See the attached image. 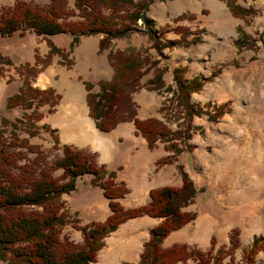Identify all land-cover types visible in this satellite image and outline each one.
I'll use <instances>...</instances> for the list:
<instances>
[{"label":"trees","instance_id":"16d2710c","mask_svg":"<svg viewBox=\"0 0 264 264\" xmlns=\"http://www.w3.org/2000/svg\"><path fill=\"white\" fill-rule=\"evenodd\" d=\"M151 0H73V7L67 0H48L45 5H38L27 0H14L11 4H0V36L18 32L23 35L31 32L36 35H53L68 33V49L64 50L47 39V50L42 57L34 53V63L18 65L16 72L20 75L17 90L4 99V106H19L21 116L9 119L0 116V260L5 264H88L95 259L102 237L113 230L118 223L128 217L140 214L162 217L148 229V237L142 243V249L136 262L121 261L119 264H187V258L193 264H222L228 255L226 264H259L254 261L255 253L264 247V237L255 236L248 246L242 248L241 261L233 262V251L238 246V228L232 226L228 232V245L222 244L213 252V237L209 246L202 250L189 246L185 242H175L161 246L162 238L171 230L178 228L195 216V211L181 210L190 203L197 191L188 174L177 164L181 184L162 185L148 189L145 203L124 207L117 198L127 191L124 182L114 179V170L106 169L104 164H97L93 154L82 148L61 144V154L50 162L44 159L36 144L27 142L26 137L17 134L22 129L29 136L38 132V128L50 132L56 144L58 137L55 128L46 123L36 125L34 120L41 116L38 107L47 104V112L53 111V105L60 94L51 86L38 87L31 84L36 73L49 62L53 53L71 61L67 53L78 42L81 35L101 34L97 40V50L107 47L112 38L122 37L128 32L145 33L149 46L162 55L164 47L188 46L200 41V36L191 32L187 37L185 30L175 26L178 36L173 39H160V31H155L143 13ZM230 14L244 18L254 14L253 6H243L235 0H223ZM74 15L75 17L71 18ZM140 20L142 27L136 25ZM138 26V27H137ZM202 30V29H201ZM204 30V28H203ZM233 45L237 51L255 47V38L246 32L240 24L235 25ZM132 47L116 49L107 54L112 72L107 79L96 81L82 80L85 89L84 100L88 115L94 126L101 131H108L118 122L130 120L146 140L148 148L162 142L168 153L159 156L155 167L171 162L176 155L189 150L192 145L189 138L188 123L192 115H205L213 120L223 111L225 102L215 105L212 110L202 108L200 104L189 101V94L201 88L203 81L213 77V69L206 76L183 77L186 64L171 68L174 84L172 93L176 105L182 110L183 123L175 129L154 116L139 118L135 115L130 92L138 86V78L143 66H153L152 76L147 79L151 89L165 85L162 72L166 66H155L156 59L149 60L147 55ZM3 58V57H0ZM5 62H9L5 57ZM36 65H38L36 67ZM145 68V67H144ZM96 85V89L92 86ZM8 126V128H6ZM24 148V149H21ZM25 151H32L27 157ZM60 168L58 174L52 170ZM90 173V183L100 188L107 198L110 212L103 220H89L79 223L77 218L66 213L62 193L75 187V177ZM65 224L80 230L82 241L73 242L67 235H60ZM225 245V246H224Z\"/></svg>","mask_w":264,"mask_h":264},{"label":"rangeland","instance_id":"374dc122","mask_svg":"<svg viewBox=\"0 0 264 264\" xmlns=\"http://www.w3.org/2000/svg\"><path fill=\"white\" fill-rule=\"evenodd\" d=\"M27 1L38 5H45L48 2V0ZM235 2L243 6H253L254 14L244 18L234 17L223 0H151L147 4L143 13L151 23V27L161 32V40L176 38L178 33L175 32L174 27L179 26V30L187 32V37L191 32L197 33L201 41L198 45L166 47V53L162 50L160 55L149 46L150 41L145 33L131 31L122 37L112 38L106 48L98 51L95 40L101 34H88L81 35L74 47L68 51L67 59L71 61L69 65H66L65 60L56 53L50 56L46 64L53 62L54 72L47 81L57 91H64L69 84H75L83 89L82 80L94 82L97 79L110 77L112 68L107 57L109 51L126 49L128 46L137 49L139 55H147L149 60L156 59L155 66L161 67L165 64L162 79L170 88L162 86L151 89L147 79L152 76L153 66L144 64V70L138 78V86L130 92L135 115L138 109L147 110L144 113L158 118L171 129L182 126L183 123L182 110L176 105V97L172 93L173 64L182 60L187 66H193L195 70H207V74L213 69L217 70L216 74L207 81V94L216 104L225 102L223 111L213 120H208L203 114L191 116L188 123L189 138L186 142L192 147L178 153L175 160L177 159L185 168L197 189L193 200L183 206V210H194L197 221L203 214L211 213L218 224L216 228L207 227L204 241L203 229H200V232L198 230L195 234L197 247L206 249L211 237L214 241L213 252L222 244L228 245L229 229L236 226L238 246L232 254L234 263L241 261V250L249 245L253 237L257 235L264 237V144L260 146L257 143L259 138L264 142V0H235ZM67 5L73 7V0H67ZM73 17L75 16L72 15L71 18ZM237 21L256 39L253 49L244 48L237 51L233 45ZM136 25L142 27L139 19ZM69 38L70 35L65 32L53 35H36L31 32L20 35L14 32L8 36H0V57H7L9 61L5 62V59L0 58V86L7 85L10 88L13 82H20L21 77L16 72L17 66L25 62L33 64L35 52L42 57L48 48H42L43 41L46 45L48 39L59 48L67 50ZM185 53L188 55L185 56ZM188 69L190 70V67ZM40 71L31 81L32 85L39 86L37 80L43 75ZM92 89H96V85H93ZM6 92L10 90L0 91V116L14 119L21 116L23 111H29L19 106L6 108L3 97ZM152 99L158 104L154 112L144 106L152 102ZM209 103L210 101L204 102L202 108ZM46 108L47 104L43 105L41 110L38 107L41 116L34 120L36 125L45 120L44 123L50 126L52 115L58 113L47 112ZM68 112L70 116L67 121L63 117L66 112L59 116L65 124L59 128L60 138L66 135L88 138L91 132L85 129L83 119H89L92 123L93 120L88 118L87 113L83 116L75 114L77 111ZM121 122H125L123 124L130 127V132L133 130L132 121ZM55 133L57 135L56 128ZM17 134L26 137L28 143L36 144L47 162L61 154L62 143L58 139L55 144L50 132L46 130L38 128L36 134L29 136L24 130L18 129ZM25 155L29 157L33 152L25 151ZM57 172H60V168L52 170V174H58ZM86 175L77 179L76 188L72 190L73 196L79 195V190L88 183L85 182ZM95 188L101 194L100 189ZM240 198H248L245 200L246 204L242 205L243 203L238 202ZM234 201H236L235 205H233ZM240 205L243 207H239ZM65 210L70 217H76L79 222L76 213H68L66 208ZM245 210L248 212H246L248 218H243L246 216ZM78 213L83 218L81 211ZM195 220L187 224L189 231L195 228ZM67 226L72 227L65 224L60 235H68L65 234L69 229ZM202 228L205 227L202 225ZM227 261L228 255H225L222 264H226ZM254 261L264 264V247L255 253ZM186 262L193 264L190 258H187Z\"/></svg>","mask_w":264,"mask_h":264},{"label":"crops","instance_id":"0c3cea01","mask_svg":"<svg viewBox=\"0 0 264 264\" xmlns=\"http://www.w3.org/2000/svg\"><path fill=\"white\" fill-rule=\"evenodd\" d=\"M13 1L14 0H0V4H10ZM201 6L202 5H200V7ZM175 37H177V35ZM202 39L203 37L201 40ZM97 40L98 39L95 40V45L97 44ZM200 42L190 45H198ZM47 47V43L45 45L43 41L42 48L45 49ZM162 50L166 53L167 48L164 47ZM187 55L188 53H185V56ZM31 61L32 60H30V62ZM179 63L185 64L184 61L179 60L177 63L173 64V66ZM52 66L53 62H50L44 67L42 71H40L41 74L46 76L47 80L50 74L54 72ZM188 67H190V70ZM206 72L207 70L205 69L195 70L193 66L186 65L183 77L186 80L195 75L201 78V76L208 75ZM13 81L15 80H12V82ZM207 81H203L199 90L190 92L189 100L193 104L203 105L204 102L212 101L207 94ZM19 84L20 82L15 81L12 83L10 88L9 86L7 87V85H1L0 91L10 90V92L4 93L3 97L15 92ZM45 86L53 87L49 84V81L46 82ZM45 86L39 85L38 87L42 88ZM55 91L60 94V97L58 102L55 104V110L52 113H58L52 115L49 125L56 128L57 137L60 143H65L75 148L85 149L93 154L97 164H104L106 169L114 170V179L124 182L125 186L127 187V191L117 198L122 206L129 207L146 202L148 200L149 188L158 187L161 185L177 186L181 184L180 173L178 171V167L176 166L177 164L181 165L179 161L174 159L171 162L162 163L161 165L155 167V160L159 156L164 155L169 151L163 148L162 142H160L162 144L159 145V141L156 142L154 147L148 148L146 140L139 133L134 132L135 128L133 124V127H131L133 130L131 132L129 131L130 127L123 124L125 122L117 123L116 126L109 131H100L95 129L93 126L94 132H92V130L86 126V128H89L91 131V133L88 134V138H77L74 135H63V137H65L61 139L59 136V128L62 125H65L62 121V118L60 119L62 113L66 112V114L63 116L66 121L70 116L68 115V111H77L75 114L83 116L84 114L86 115L87 108L84 104L85 89L84 87L81 89L75 84H69L68 88H66L64 91H57L56 89ZM72 95L73 97H71ZM43 105L39 106V110L42 109ZM58 106L59 110L57 111ZM144 106L154 112L157 109L158 104H156L155 100L152 99V102L145 104ZM146 111L147 110L138 109L136 115L138 117L149 116V113H144ZM43 122L46 121L44 120ZM84 124L88 125V122H85ZM91 125H93L92 121ZM181 169L186 172L182 165ZM85 174H87L85 177V182H88L89 184L87 183L83 189L79 190V195L73 196L72 190L67 193H62L61 197L65 201L64 207L67 209L68 213H76L80 223L87 222L89 220H103L110 212L107 198L102 194V192L101 194L98 193V190L95 188L96 186L90 183V178L92 175L90 173H84L82 175ZM82 175L75 177L74 189L76 188L77 179ZM245 200L246 198H240L237 201L243 203L242 205H244L246 204ZM233 203V205H235L236 201ZM242 205L239 207H243ZM181 209H184V207ZM78 211H81L83 218H81ZM246 212L247 211L245 210L244 214L246 216H242L243 218L249 217ZM196 217L197 214H195L191 220L187 221L180 227L171 230L161 240L160 244L162 246H168L174 242H185L189 246L197 247L198 244L195 234L198 232V230L200 232V229H203V238L206 234L207 227L216 228L218 224L211 213L203 214L201 219L198 221L195 220ZM158 220L159 217H153L148 214H140L129 217L120 222L115 229L109 231L102 237V245L98 248L95 259L90 261L88 264H118L121 261L136 262L139 252L142 248V242L148 237V228L155 224ZM193 220H195V228L189 231L187 224ZM202 225L205 228H202ZM221 231L222 230H220V232ZM65 234H68V238L72 239L74 242L80 243L82 241V234L78 229L69 227L68 232ZM204 240L205 238H203V241ZM206 245L207 243L205 246ZM0 264L5 263L0 261Z\"/></svg>","mask_w":264,"mask_h":264},{"label":"bare ground","instance_id":"6f19581e","mask_svg":"<svg viewBox=\"0 0 264 264\" xmlns=\"http://www.w3.org/2000/svg\"><path fill=\"white\" fill-rule=\"evenodd\" d=\"M37 81H38L37 84L42 85V86H45V85H46V82H47V78H46L45 75H40ZM71 97H73V95H72ZM83 120H84V123H85V122H88V125H85V129L88 130V131H90V130H89V128H90V129L92 130V132H94V131H93V130H94V129H93V125H91L90 120H89V119H85V118H84ZM83 120H82V121H83ZM86 126H88L89 128L87 129ZM90 132H91V131H90ZM257 143H258V145L262 146V145L264 144L263 139H262V138H261V139L259 138V140H258ZM247 199H248V198H247ZM247 199H246V200H247ZM255 207H256V206H255ZM257 209H258V207H257ZM253 217H254V216H253Z\"/></svg>","mask_w":264,"mask_h":264}]
</instances>
